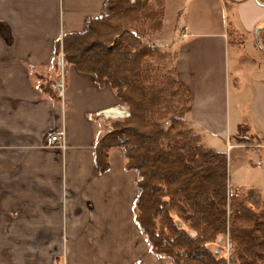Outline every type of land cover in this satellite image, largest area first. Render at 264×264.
Returning a JSON list of instances; mask_svg holds the SVG:
<instances>
[{
    "label": "crops",
    "instance_id": "crops-1",
    "mask_svg": "<svg viewBox=\"0 0 264 264\" xmlns=\"http://www.w3.org/2000/svg\"><path fill=\"white\" fill-rule=\"evenodd\" d=\"M164 1L155 38L175 52L189 92L184 122L206 148L228 154L238 197L256 192L264 201V0ZM103 2L0 0V264H170L135 223L137 174L123 150L110 148L109 169L96 168L94 145L130 110L108 83L69 63L63 94L40 89L59 75L55 42L83 31ZM253 37L263 47L238 56L246 71L239 65L232 82L229 48ZM113 108L128 114L106 113Z\"/></svg>",
    "mask_w": 264,
    "mask_h": 264
},
{
    "label": "trees",
    "instance_id": "trees-1",
    "mask_svg": "<svg viewBox=\"0 0 264 264\" xmlns=\"http://www.w3.org/2000/svg\"><path fill=\"white\" fill-rule=\"evenodd\" d=\"M164 17V0H104L83 31L54 44L58 68L63 53L130 110L94 145L97 171L109 169L110 148L123 150L126 169L137 174L135 223L170 264H264V201L256 192L228 198V154L206 148L186 126L189 92L146 40ZM51 83L42 80L40 89L55 96ZM226 236L232 250L218 256L213 246Z\"/></svg>",
    "mask_w": 264,
    "mask_h": 264
},
{
    "label": "rangeland",
    "instance_id": "rangeland-1",
    "mask_svg": "<svg viewBox=\"0 0 264 264\" xmlns=\"http://www.w3.org/2000/svg\"><path fill=\"white\" fill-rule=\"evenodd\" d=\"M135 1V0H132ZM260 2V1H259ZM162 31V30H161ZM158 33V32H157ZM157 33H152L149 34L146 37V40L148 43L152 44L153 46H155L158 50L161 51V54L164 56L165 62L168 65V68H173V59L175 57V52L171 51L167 46L162 45V44H158V40H156L155 36L157 37ZM261 33V32H260ZM259 33V35L261 36V34ZM232 43H234V41H232ZM256 47V49L253 46ZM260 47H263V42L261 38H256L253 37V40L248 41L246 40L245 43L243 44L242 47L239 48V50L237 49L236 46L231 45V47L229 48V55H230V70H231V74H232V82L236 81V71L239 70L238 66L240 65L243 66V64H240V61L238 60V56H243L246 57L248 56L250 53H259L260 51H257L260 49ZM241 69L245 72L246 70L243 69L241 67ZM242 108L243 110H247L248 108V104L247 102H243L242 104ZM114 109V108H113ZM120 111H123L121 108H117ZM127 111V110H126ZM110 112V111H109ZM117 120V119H116ZM242 198V197H240ZM228 237L226 236L223 240L218 241L214 246H213V250L215 251V253L219 256V255H223L225 254L227 257L229 256L232 248H228ZM216 247H221L219 249L218 252H216Z\"/></svg>",
    "mask_w": 264,
    "mask_h": 264
},
{
    "label": "built area",
    "instance_id": "built-area-1",
    "mask_svg": "<svg viewBox=\"0 0 264 264\" xmlns=\"http://www.w3.org/2000/svg\"><path fill=\"white\" fill-rule=\"evenodd\" d=\"M188 36H189L188 27L184 26V28L179 34V38L181 40L182 39L184 40L188 38ZM67 67H68V61L64 58L63 53H61L59 57V75H58V78L51 83V87L54 90H56L59 94H63L65 91V79L67 76ZM90 118H92V116H90ZM50 140L53 144H60L62 141V137L57 134H53ZM236 196H238V193L236 192V190L234 188L229 187L228 188V198H233ZM228 248L229 249L231 248L230 243L228 244Z\"/></svg>",
    "mask_w": 264,
    "mask_h": 264
},
{
    "label": "bare ground",
    "instance_id": "bare-ground-1",
    "mask_svg": "<svg viewBox=\"0 0 264 264\" xmlns=\"http://www.w3.org/2000/svg\"><path fill=\"white\" fill-rule=\"evenodd\" d=\"M106 113L111 115V116H119V115L124 116V115L128 114V111H126V110L120 111L117 108H114V109L107 110Z\"/></svg>",
    "mask_w": 264,
    "mask_h": 264
}]
</instances>
